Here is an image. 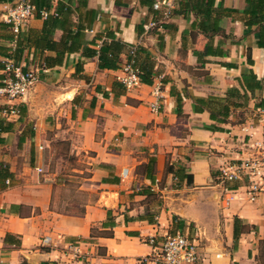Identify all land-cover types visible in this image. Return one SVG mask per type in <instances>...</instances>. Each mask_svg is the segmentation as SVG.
<instances>
[{
	"label": "crops",
	"instance_id": "1",
	"mask_svg": "<svg viewBox=\"0 0 264 264\" xmlns=\"http://www.w3.org/2000/svg\"><path fill=\"white\" fill-rule=\"evenodd\" d=\"M17 1L0 0V88L8 61L38 80L0 95V264H143L150 238L180 232L199 238V264H264V194L226 202L242 183L220 179L264 141V37L246 0L206 16L194 2L151 30L162 0H30L49 15L15 34L3 14ZM104 46L114 66L100 68ZM128 65L139 88L120 80ZM60 151L82 162L70 180L44 164Z\"/></svg>",
	"mask_w": 264,
	"mask_h": 264
},
{
	"label": "built area",
	"instance_id": "2",
	"mask_svg": "<svg viewBox=\"0 0 264 264\" xmlns=\"http://www.w3.org/2000/svg\"><path fill=\"white\" fill-rule=\"evenodd\" d=\"M165 7L162 17L153 20L147 26L148 30L160 27V25L170 19L174 9L173 4L168 0L158 1L154 4L155 11H160ZM37 14L36 6L30 0H19L9 2L3 14L4 22L12 27L15 34H19L21 28ZM43 18L49 13L40 11ZM7 78L0 88V95L7 100H22L28 94L33 85L37 82L36 71H24L23 68L13 61H8L5 65ZM125 88L128 90L139 88L143 82L141 74L130 65L125 67L124 76L120 78ZM159 88L156 94H159ZM153 110L159 109V104L152 105ZM3 113L7 116L16 115L18 112L14 107L6 108ZM42 172L41 169H39ZM222 183L240 182L242 185L236 190H225L226 202H230L239 190H242L246 200L255 202L264 194V141L254 146V152L248 158L227 163L220 170ZM48 242V239L45 240ZM148 243L153 247L152 253L144 258L143 264H199L201 258L199 238L191 233L168 234L157 240L152 237Z\"/></svg>",
	"mask_w": 264,
	"mask_h": 264
},
{
	"label": "trees",
	"instance_id": "3",
	"mask_svg": "<svg viewBox=\"0 0 264 264\" xmlns=\"http://www.w3.org/2000/svg\"><path fill=\"white\" fill-rule=\"evenodd\" d=\"M13 1V0H9ZM155 0H142V3L144 4H152ZM207 1V2H206ZM196 3L197 6H200L201 8H205V10L201 9L200 12L204 13V16L208 15V13L211 11L209 6L213 3V0H204V4L201 3V0H179L177 2V7L180 8L178 10H172L171 17H173L176 13L184 12L187 13L191 10L196 11V6L193 5V3ZM206 2V3H205ZM246 3L248 5V8L246 9L245 13L249 16V19L247 21L248 25H256L260 27V33L261 37H264V0H246ZM39 9V8H38ZM41 11V8L39 9ZM208 12V13H207ZM40 15V14H37ZM206 27V25H204ZM102 53L100 54V68L104 67H111L114 66L111 61L108 58L105 57V51L106 47L104 46L102 49ZM93 55L96 54L95 51L92 53ZM14 63L17 64L15 61ZM5 69V67H4ZM142 82L145 83L146 80L143 78V75L141 76ZM5 109H3L4 111ZM174 222L178 223V226L181 225L177 218H174ZM173 235V234H172Z\"/></svg>",
	"mask_w": 264,
	"mask_h": 264
},
{
	"label": "rangeland",
	"instance_id": "4",
	"mask_svg": "<svg viewBox=\"0 0 264 264\" xmlns=\"http://www.w3.org/2000/svg\"><path fill=\"white\" fill-rule=\"evenodd\" d=\"M64 156L63 152H57V153H46L44 155V164L46 165V169L49 173H57L62 172L64 176H62V179L70 180L71 177H69L71 174L72 166L79 167V165L82 164V162L79 161L80 157H75L74 155L68 154L66 157ZM78 178H73V182L70 186L66 187L63 191L64 196H73L75 195L76 187Z\"/></svg>",
	"mask_w": 264,
	"mask_h": 264
}]
</instances>
